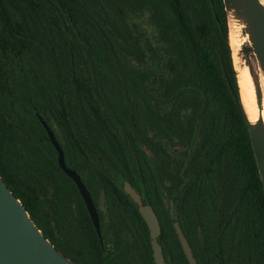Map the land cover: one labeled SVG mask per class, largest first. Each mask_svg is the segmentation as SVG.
Returning <instances> with one entry per match:
<instances>
[{"label": "trees", "instance_id": "obj_1", "mask_svg": "<svg viewBox=\"0 0 264 264\" xmlns=\"http://www.w3.org/2000/svg\"><path fill=\"white\" fill-rule=\"evenodd\" d=\"M62 1L0 0V177L36 227L75 264H153L123 178L156 213L166 264H189L171 201L197 264H264L223 0Z\"/></svg>", "mask_w": 264, "mask_h": 264}, {"label": "water", "instance_id": "obj_2", "mask_svg": "<svg viewBox=\"0 0 264 264\" xmlns=\"http://www.w3.org/2000/svg\"><path fill=\"white\" fill-rule=\"evenodd\" d=\"M56 2L60 6L61 10H64L65 5L63 1L56 0ZM223 4L227 13V23L230 17H233L234 20L241 26L242 34L247 37L249 47L258 64L259 74H262L264 78V0H223ZM231 56L238 86V70L236 71L234 66V55L232 50ZM245 56L246 46L242 44L236 55L240 64H242L238 66V69L246 67L243 64ZM255 87L257 105L258 108L261 109L262 95L258 82L257 84L255 83ZM239 100L264 191V125L262 119L259 117L254 122H251L248 119V115L241 103L240 91ZM42 124L52 146L55 148L57 153L56 159L59 168L76 185L95 232L101 241L98 213L87 188L76 172L66 166L63 151L53 132L43 121ZM118 185L121 187L123 193L135 205L138 213L143 218L148 228L153 264H166L162 246L159 242L161 228L152 206L149 203L143 202L142 195L131 185L129 181L119 178ZM169 212L172 220L174 221L173 228L175 230V234L188 263L197 264L188 241L185 238L179 223L177 222V217L174 215L172 201L170 202ZM0 264H75L69 258L65 257L60 251L56 250L50 241L43 236L41 230H39L35 223L31 220L30 215L23 207L21 201L12 194L1 177Z\"/></svg>", "mask_w": 264, "mask_h": 264}, {"label": "bare ground", "instance_id": "obj_3", "mask_svg": "<svg viewBox=\"0 0 264 264\" xmlns=\"http://www.w3.org/2000/svg\"><path fill=\"white\" fill-rule=\"evenodd\" d=\"M262 1V0H261ZM229 26V42L234 56L237 55L238 49L242 44H247V37L242 34L241 26L230 17ZM239 62V61H237ZM236 62V63H237ZM245 65V64H244ZM238 86L240 91L242 106L248 115V119L254 122L258 117L262 119L264 125V78L262 74H258V83L261 90V109L258 108L256 102V93L252 77L247 67L239 68L237 71Z\"/></svg>", "mask_w": 264, "mask_h": 264}, {"label": "rangeland", "instance_id": "obj_4", "mask_svg": "<svg viewBox=\"0 0 264 264\" xmlns=\"http://www.w3.org/2000/svg\"><path fill=\"white\" fill-rule=\"evenodd\" d=\"M243 45H245L246 46V48L247 47H249V44H248V42H247V44L245 43V44H243ZM250 48V47H249ZM233 60H234V66H235V69H236V71L238 70V66H240V65H242V64H240V61H239V59L236 57V56H233ZM237 61H239V62H237ZM237 62V63H236ZM243 64H245V66L249 69V72L250 71H252L253 72V76L254 77H252V81H253V83H254V87H255V83L257 84V82H258V74H259V70H258V64H257V62H256V59H255V57H254V55L252 54V51H250V53H247L246 54V56H245V61H244V63ZM251 74V73H250ZM255 93H256V87H255ZM257 96V95H256ZM256 102H257V97H256Z\"/></svg>", "mask_w": 264, "mask_h": 264}]
</instances>
